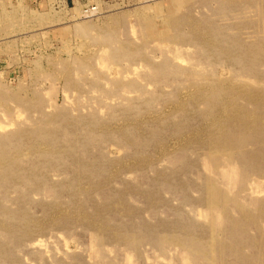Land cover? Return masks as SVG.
<instances>
[{"label": "rangeland", "instance_id": "rangeland-1", "mask_svg": "<svg viewBox=\"0 0 264 264\" xmlns=\"http://www.w3.org/2000/svg\"><path fill=\"white\" fill-rule=\"evenodd\" d=\"M0 264H264V0H0Z\"/></svg>", "mask_w": 264, "mask_h": 264}]
</instances>
